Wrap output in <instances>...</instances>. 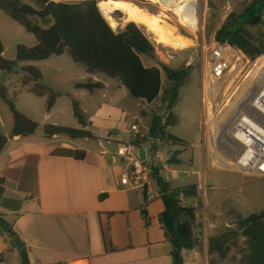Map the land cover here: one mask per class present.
Wrapping results in <instances>:
<instances>
[{
    "label": "crops",
    "instance_id": "obj_1",
    "mask_svg": "<svg viewBox=\"0 0 264 264\" xmlns=\"http://www.w3.org/2000/svg\"><path fill=\"white\" fill-rule=\"evenodd\" d=\"M40 62H23L29 64L22 67L35 66L43 75ZM87 75L85 81L74 82L69 89L50 81L47 87L60 94L50 112L46 111L48 96H36L19 88L17 104L20 97L28 95L24 97L28 107L19 108L20 111L38 122L40 127L33 135L10 138L0 154V216L11 223V228L27 248L30 264H172L173 247L160 222L164 204L159 191L154 186L151 190L135 189L121 178L129 165L126 159L118 156V149L125 145L139 151L132 144L135 136L131 127L135 123L122 121L128 117L126 110L106 112L104 104L99 105L98 100L88 98L86 102L89 101L90 105L85 107L82 101L72 97V92H79L83 97L92 98L97 90L107 88L100 80L102 75ZM89 79L102 82L104 88L93 93L76 88L77 83ZM118 83L121 90L126 89ZM82 91H87L89 96ZM65 98L69 104L63 102L67 104L63 110L59 104ZM36 99L45 104L42 119H38L40 102ZM73 100L80 104L88 117L90 126L87 130L95 138L72 139L65 135L46 138L44 126L48 124L81 128L74 116ZM148 105L151 112L143 113L142 119L145 122L143 127L150 134L156 103ZM93 108L95 115L91 113ZM204 119L203 109L202 141L194 146L200 156L199 168H206L208 153L213 151L210 130L204 126ZM13 124V115L9 125L0 115L1 128L9 126L4 136L10 135ZM142 148L148 159L151 143H145ZM77 151L86 153L84 160L75 158ZM168 164L165 161L162 169ZM215 164L214 159L212 165ZM195 198L184 199L183 205L187 206ZM143 212L147 213L148 221ZM200 242L198 248L184 251V264H210L208 241ZM19 262L22 264L19 251L9 248V237L2 232L0 264Z\"/></svg>",
    "mask_w": 264,
    "mask_h": 264
},
{
    "label": "trees",
    "instance_id": "obj_2",
    "mask_svg": "<svg viewBox=\"0 0 264 264\" xmlns=\"http://www.w3.org/2000/svg\"><path fill=\"white\" fill-rule=\"evenodd\" d=\"M105 0H0V10L33 34L38 44L33 47L17 46L15 61L4 59V43L0 37V67L4 70L16 67L23 62H39L52 56L69 55L75 64L81 66L89 75H102L115 79L136 99L148 104L169 100L170 107L159 130L158 140H152L150 134L145 139H135L132 144L141 149L151 142V153H157L163 145H184L182 139L171 134L169 128L178 122L173 108L179 98V90L191 75L192 68L173 69L160 62L155 55V45L144 32V28L135 23H128L123 30L114 32L109 22L100 11L98 4ZM141 2L142 0H124ZM119 12V11H116ZM264 0H254L240 14L232 13L222 30L217 34V41L228 43L242 51L252 61L264 55ZM252 30H255L253 32ZM228 33V39L225 34ZM144 57L152 61L145 64ZM24 74L23 88L36 96H48L46 111L55 106L60 94L52 88L39 84L42 72L35 66L21 68ZM166 78V84L164 82ZM77 89L93 93L103 89L102 82L91 79L77 83ZM0 98L7 104L14 124L10 135L0 134V154L10 138L29 136L37 132L40 124L21 112L15 99L5 85H0ZM74 116L81 128H69L45 125L44 136L53 138L65 135L72 139L95 138L87 130L90 126L88 117L80 104L73 100ZM159 109V108H158ZM157 109V110H158ZM157 110L154 112L156 114ZM179 152L168 160L169 164H179ZM76 159L84 160L86 153L77 151ZM147 163V162H146ZM162 167L151 166L150 176L156 184L164 204L160 222L166 238L171 243L172 264H184V251L201 246L196 234L198 211L192 206H184L183 200L198 196V185L173 187L161 174ZM147 190V189H145ZM102 198V197H101ZM148 221V215L143 212ZM0 234L2 231L0 229ZM9 248L16 249L13 237L17 236L13 228L6 233ZM22 264H30L27 248L19 251ZM207 254L211 264L216 260L230 259L231 264H264V211L253 213L238 220V227L208 240Z\"/></svg>",
    "mask_w": 264,
    "mask_h": 264
},
{
    "label": "rangeland",
    "instance_id": "obj_3",
    "mask_svg": "<svg viewBox=\"0 0 264 264\" xmlns=\"http://www.w3.org/2000/svg\"><path fill=\"white\" fill-rule=\"evenodd\" d=\"M253 1L195 0L198 15L197 28L183 24L172 8H167L148 0L131 2L148 12L151 16L162 17L163 21L177 29L178 34L191 39L194 43L186 50L165 47L158 44L154 40V37L142 27L146 35L153 41L155 55L160 62L173 69L192 68L187 83L179 90V98L173 108L178 122L170 128V133L184 139L183 141L186 144L174 146L166 144L161 146L159 152L154 154L149 153L146 165L149 170L151 166L163 168L165 161L168 162L176 152L180 153L178 156L180 163L168 164L164 170L162 169L161 173L174 187H186L198 183V186L201 185L203 188L200 190H206L205 192L201 191L194 201L187 204V206H192L198 211L196 234L200 240L206 239L208 241L212 237L229 232V230H235L241 217H247L253 213L264 211V176L244 175L233 169L227 163V157L222 148L225 137H221L218 141L222 144L221 148L214 147L216 133L227 131L226 124L234 115L236 104L239 100L258 91L260 86L258 78L264 72V55L252 61L242 52L245 58L251 61L252 64H248V61L243 59L244 63L242 66L238 65L236 67L231 79L229 78L215 86V114L209 128V141L213 151L212 153L210 151L208 153L209 163L206 168H199L198 160L200 156L198 150L194 148V146L199 145L200 141H202L200 133L204 109L202 84L204 75L209 69L212 48L216 43H221L217 41V34L222 30L232 13L240 14ZM23 2L30 3L31 0H23ZM112 17L118 26L117 31L123 30L129 23L126 22V18L121 12H115ZM252 31L255 32V30ZM0 36H2L5 45L3 57L7 61L16 60L18 45L32 47L33 44H37V39L33 34L28 33L24 27L1 10ZM144 61L146 65L153 64L147 57H144ZM28 64H18L16 67H11L7 70L0 67V85L8 87L9 94L15 99L18 109L28 107V102L24 100V97L28 95L20 97L17 104L19 88H23L22 80L25 77L21 68L23 65ZM38 64L43 70L44 80L49 83L50 81L54 82L64 89H69L74 82L85 81L83 79L88 77L84 69L75 64L73 59L67 54L62 56L54 55ZM245 67L246 69L244 70ZM100 80L107 85V88L103 91L97 90L94 97H83L79 92H72V97L78 101H82L85 107L86 105H90L89 101L86 102V98H88L87 100H98L99 105L104 104L106 112L113 109L115 111L119 110V112L126 110L128 117L123 119V122L129 124L140 122L144 126L145 122L142 119V115L143 113L151 112L149 105L134 98L126 89L121 90L118 87V81L115 79L102 76ZM164 82L166 84L165 77ZM235 82L240 87L237 92V89L235 90V88L231 87V84ZM230 87L232 88L230 95H234V97L230 104L224 107L226 102L225 96ZM82 92L89 96L87 91ZM36 100L40 102L38 119H42L45 104L41 99ZM65 101L69 104L67 98L63 99L62 103L59 104L63 110L67 106V104L63 103ZM0 104V115L7 125H9V121H12V113L2 99H0ZM161 106V102L156 103L155 110ZM95 112L96 110L93 108L91 113L95 115ZM8 127L1 128L0 126L1 134L8 133ZM214 159L216 160V164L213 166L212 161ZM198 171L201 174L200 176ZM153 186L155 190H158L154 182ZM208 262L210 263L209 260ZM216 263L231 264L230 259L225 261L216 260Z\"/></svg>",
    "mask_w": 264,
    "mask_h": 264
},
{
    "label": "built area",
    "instance_id": "obj_4",
    "mask_svg": "<svg viewBox=\"0 0 264 264\" xmlns=\"http://www.w3.org/2000/svg\"><path fill=\"white\" fill-rule=\"evenodd\" d=\"M243 59L248 61V64H252L245 58L242 51L228 43H216L212 48L209 69L204 75L202 84L204 126L210 128L214 120L215 86L231 79L236 67L244 63ZM258 79L260 85L258 91L239 100L234 115L226 124L227 134L224 135L223 131L217 132L214 147L221 148L222 144L218 141L221 137H225L222 148L225 151L227 163L244 175L264 176V72ZM236 83H232L231 87L237 89V92L240 87ZM231 87L225 96L224 107H227L234 97L230 95ZM131 131L135 139H145L149 135L140 122L133 124ZM118 156L126 159L129 165L128 171L121 178L135 189L151 190L154 181L146 165L147 160L143 161L140 158L139 151L124 145L118 149ZM200 189H203L201 185L198 186V191H206Z\"/></svg>",
    "mask_w": 264,
    "mask_h": 264
},
{
    "label": "bare ground",
    "instance_id": "obj_5",
    "mask_svg": "<svg viewBox=\"0 0 264 264\" xmlns=\"http://www.w3.org/2000/svg\"><path fill=\"white\" fill-rule=\"evenodd\" d=\"M152 3L160 4L167 8H172L183 24L197 28V8L195 0H148ZM109 24L117 28L113 19V14L119 11L124 14L126 22L135 23L154 37V40L165 47L176 50H186L194 43L191 39L178 34L175 27L163 21L160 16H151L145 10L139 8L129 1L105 0L98 4ZM225 131V130H224ZM222 133V132H221ZM224 135L227 131L223 132Z\"/></svg>",
    "mask_w": 264,
    "mask_h": 264
},
{
    "label": "water",
    "instance_id": "obj_6",
    "mask_svg": "<svg viewBox=\"0 0 264 264\" xmlns=\"http://www.w3.org/2000/svg\"><path fill=\"white\" fill-rule=\"evenodd\" d=\"M110 26H111V24H110ZM111 28L113 29L114 32H117V28H115L113 26H111ZM228 37H229V34L226 33L225 39H228ZM37 82L41 85H44V86H50V83L47 82L46 80H44L43 78L39 79ZM169 107H170L169 100H166L163 102L162 106L157 110L155 117H154V120L152 122L151 128H150V138L152 140H158V134H159L160 127L162 125L164 117L168 113ZM139 155L143 161L147 160V154H146V151L144 148L139 149ZM10 228H11V223L8 222L5 218L0 216V229H1V231L3 233H7ZM13 243H14V246H15L17 251H20L24 248V244L21 241V239L19 238V236L13 237Z\"/></svg>",
    "mask_w": 264,
    "mask_h": 264
}]
</instances>
